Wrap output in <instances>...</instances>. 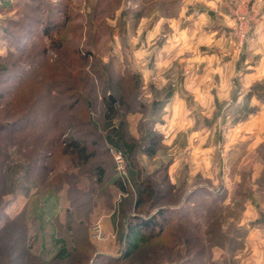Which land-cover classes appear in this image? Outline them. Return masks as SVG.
<instances>
[{
  "label": "rangeland",
  "instance_id": "374dc122",
  "mask_svg": "<svg viewBox=\"0 0 264 264\" xmlns=\"http://www.w3.org/2000/svg\"><path fill=\"white\" fill-rule=\"evenodd\" d=\"M61 1L65 2L35 0L38 11L23 3L27 0H0V123L31 117L20 125L24 127L20 132L0 133V203L6 207L0 214V264H112L105 258L121 257L123 231L133 212L129 209L122 214L121 203L136 189L130 174H119L113 154L116 149L103 141L109 97L117 110L113 123L124 122L129 138L136 142L142 176L154 184L149 190L151 198L154 190L163 193L155 207L173 206L179 196L183 202L197 187L212 195L218 193L222 196L220 208L211 214H196L194 220L203 229L210 221L212 226L221 224L222 230L230 228L217 237L218 247L211 245L214 264H257L254 246L261 244H254L249 234L264 228L250 225L264 220V72L251 83L239 78L241 72L254 69L249 66L260 58L262 44L254 45V38L264 27V0H249L243 39L235 11L241 0H217V10L210 0H187V13L203 9V17L193 11L175 28L159 29L154 37L148 31L157 15L168 7V14L178 17L182 0H66L69 9L61 4L58 8L69 12L79 62L73 60L65 71L53 66L57 52L50 45L51 36L41 31L49 20L46 13L54 14V23L61 20L55 9V3ZM220 9L229 24L225 23L223 34L215 39L210 29L226 20ZM23 13L42 20L31 23L32 38L20 44L10 42L8 38L16 36L17 30L14 18ZM52 27L55 35L57 25ZM200 33L201 37L195 35ZM88 50L92 55L83 57ZM243 55L246 62L239 64ZM57 67L52 82L42 85L33 78L38 96L59 94L52 104L37 101L23 112L5 107L9 95L32 70L49 73ZM59 106L63 109L58 117L40 124L44 113L58 112ZM78 130L93 131L96 139L95 144L88 139L87 150L94 155L83 165L64 143ZM151 136L159 148L147 155L144 148ZM99 165L105 169L101 181L95 170ZM85 189L93 193L85 194ZM250 204L256 208L248 213ZM78 221L84 226L78 231L81 234L75 231ZM98 226L101 239L95 237ZM237 226L245 227L246 232L232 241ZM78 234L80 239L75 241L73 235ZM203 240L204 248L212 250L207 237ZM64 245L68 258H55ZM152 250L154 260L152 255L144 256L137 264H175L161 247Z\"/></svg>",
  "mask_w": 264,
  "mask_h": 264
},
{
  "label": "trees",
  "instance_id": "16d2710c",
  "mask_svg": "<svg viewBox=\"0 0 264 264\" xmlns=\"http://www.w3.org/2000/svg\"><path fill=\"white\" fill-rule=\"evenodd\" d=\"M27 1L29 2H23L26 3V6L30 7L32 10L37 9L39 11V8H37V6L35 5V0ZM60 4L63 5V7L69 9L68 1L66 0L65 2L61 1L59 3H55V9L57 11L56 13L58 17L61 16V20L58 19V21L54 23L51 21V19H56L54 14L46 13L48 15L46 18H49V20L45 22V27L41 31L44 35L51 36L50 45L54 47L58 55L56 64L52 65L60 67L62 66L64 67L62 69L65 71V68H70L73 60L77 61V63L79 62V59L77 57V53L79 50L72 37L74 28L69 19V12L64 8L59 9L58 6H60ZM38 20H42V18L38 17V19H34L33 14L25 13H23L20 18H14L16 26L13 27L14 29H17L15 31L16 36L14 35L13 37L8 38V40L10 42L15 41L17 44H20L24 40L27 41V39L32 38L33 35L31 33L34 27L31 23L40 22ZM50 22L52 23V26H54V24L57 25L55 35H52L54 28L51 26ZM41 31L39 36H41ZM34 36L38 37L37 34H35ZM35 41L33 44H36ZM17 54L20 55L21 53ZM91 55L92 52L88 50V52L85 53L83 57L88 58ZM52 65L49 64V66ZM57 70L58 67L54 69L53 72H41L37 74L35 73V69L32 70L33 72H30L28 79L21 81L14 94L9 95L8 99L6 100L7 103L5 104V107H8L12 112H23L26 108L31 107L37 101L39 104L45 106L48 104H52L51 100L56 98V96L59 94L46 93L38 96L39 94H36V87L34 86L35 83H33V78H37V80L42 85H44L46 82L53 81V79L55 78L54 76L59 71ZM50 74H52V77L49 76ZM32 88L34 89L31 90ZM69 89L67 88L68 92L71 91V88ZM1 95L2 94H0V96ZM62 109L63 106H59L57 108L58 112L54 110L50 113H44V115L41 114L42 118L40 119V124H42L43 120L51 121L55 117H58ZM116 115L117 110L115 102H113L112 98L109 97V100L107 99L103 115V127L106 133L103 137V141H106L108 145L112 146L116 150H121V152L125 154L129 168L128 174H130V178L135 184L136 193H133L132 190L129 194L131 196L128 198H123L121 203L122 214L128 212L129 209L133 210V212L127 216L126 227L123 231L124 234L122 235V239H124L125 242L124 252L122 253L120 258L106 257L105 259L108 260V262L111 261L112 264H117L119 260H129L130 263L137 264L144 256L150 257L152 255V260H154V251L152 249L161 247L164 251L163 254L168 257L170 262L175 264H214V251L211 245H215L218 247L219 245L217 237L220 236V233L230 230V228H228L227 230H222L223 228L221 224H219L218 226L217 224H214V226H212L213 224H211L212 222L210 221L209 226L203 229L201 227L200 221L199 224H196L197 222L194 223V220L198 215H200L199 213L211 214L215 210L219 209V202L221 201L222 196L218 193L212 195L213 193L208 189L197 187L187 193L183 202H181V198H179V196L178 200L174 202L175 204L173 206L166 204L155 207L158 202L163 199V193L159 191L156 192L154 190V194L151 198L149 190L151 191L152 189H154V184L151 183L149 178L142 176L135 156V150L137 148L136 142L132 141V139L129 138V134L125 129V124L123 121L119 122L118 124L113 123ZM30 118V116H26L15 120H5V122L0 123V133H7L10 131V135H13V133L15 134L16 132H20L22 129H24V127L20 125H22L23 122L29 121ZM64 133L65 132H63V134ZM36 137H38V135H36L35 138ZM88 139H91L92 144L96 143V139L93 136V131L88 132L87 130H78L75 131L74 134L68 136L67 141H64L65 145H67L66 147L68 151L73 153L81 161L82 165L88 163L94 155L93 152L87 150V145L90 143ZM147 143L148 144H146L144 152L147 155H153L159 148L158 141L154 138V136H151L148 138ZM95 170L98 171V181H101L104 177L103 175L105 174L104 166L99 165ZM262 180L264 182V178ZM119 185L124 188L123 181L120 180ZM83 192L85 194L93 193L92 190L88 191V189H85ZM206 195L208 196V198L204 197ZM197 200L203 201L196 202ZM192 202H194V204H191ZM5 210L6 207L2 206L0 203V214L5 213ZM216 215L217 212L214 214V216ZM212 216L213 215H210L209 217L212 218ZM75 223H78L77 227H75L76 232L84 228L80 221ZM250 225L259 227L263 226L264 220H254ZM241 232H246L245 227L237 226V228L232 232L230 236L231 239L234 238L235 235H240L239 237H242ZM78 233L81 234L82 231ZM203 235L207 237L206 242L210 245L208 246V248L212 250H206L204 248L202 243L204 242ZM73 239L75 241L76 239L79 240L80 235H73ZM221 239L230 241V238H226L223 235H221ZM233 240L234 239H232V241ZM66 248L67 247L65 245L59 248L58 252L55 255V258H68L66 256H68L69 250H67ZM70 250L77 254V251L73 247L70 248ZM78 253L80 255L82 254V251L78 250ZM206 256L210 257L209 259H207L208 262L204 261V259L206 260ZM86 258H88L87 255L83 260H86Z\"/></svg>",
  "mask_w": 264,
  "mask_h": 264
},
{
  "label": "crops",
  "instance_id": "0c3cea01",
  "mask_svg": "<svg viewBox=\"0 0 264 264\" xmlns=\"http://www.w3.org/2000/svg\"><path fill=\"white\" fill-rule=\"evenodd\" d=\"M210 2L212 3V5H210V6L213 7V10H217L218 9L217 0H210ZM187 3H188L187 0L181 1V4H183V5L181 6V8H179L178 17H171L170 14H168L170 12H167V11H169L168 7L164 8L163 12L161 14H158L156 19L154 18L155 20L152 23L151 29H149V31H148V36L154 37L156 35V33L159 31V29H164V30L170 29V26H173L175 28L176 23H179L180 20H182V17H184V16L190 17L194 10L189 11L187 13V9H188ZM203 11L204 10L202 9L201 11H194V13L197 14V12H198V17H203V14H204ZM219 13L222 14L226 20H225V22L222 21L224 23V25L218 23L217 26H214L210 29L213 32L210 35H214L215 39L217 38L216 36L218 33L223 34L222 32H223V27H225V23H226V25L229 24V18L226 16V14L221 13V9H220ZM263 17H264V14H263ZM230 23H231L230 25L233 24L232 19H230ZM255 34H256V36L254 38V45L258 46L259 44H262V45H260V50H258L259 52H261L260 58L258 59V62L256 64H254L253 66H249V67H252L254 69H248L246 71H243L244 73L241 72V78H239V79L242 80V83H248V82L251 83V82L259 79L262 76L261 73L264 72V27H262L260 30L256 31ZM195 35H198L199 37H201L202 33L195 34ZM210 37L212 38V36H210ZM211 38H209V39H211ZM255 42H256V44H255ZM240 61L246 62L244 55L242 56V58L240 60H238L239 64H240ZM238 62L235 63V65H234L235 67H236V64ZM158 69H159V67L157 68V70ZM254 93H256V92H254ZM261 207H262L261 209L264 210V204ZM255 208L256 207L254 205H251V204L249 206H247L248 213H250V211H252ZM249 236H250V238L253 239L254 244L256 242L261 244L258 247L255 245L254 251H257V253H258V263L257 264H264V246L262 247V245H264V228H257L256 230L252 231L249 234Z\"/></svg>",
  "mask_w": 264,
  "mask_h": 264
},
{
  "label": "built area",
  "instance_id": "2783aa9c",
  "mask_svg": "<svg viewBox=\"0 0 264 264\" xmlns=\"http://www.w3.org/2000/svg\"><path fill=\"white\" fill-rule=\"evenodd\" d=\"M249 0H241L238 5H235V11L237 13V18L240 25V38L243 39L246 36L245 27L247 26L248 19H247V6L249 4ZM114 159L117 164V170L121 176H127L128 170L127 166L125 165V158L121 151H116L113 149ZM95 237L98 239L102 238V231L100 226L96 228Z\"/></svg>",
  "mask_w": 264,
  "mask_h": 264
},
{
  "label": "water",
  "instance_id": "95a60500",
  "mask_svg": "<svg viewBox=\"0 0 264 264\" xmlns=\"http://www.w3.org/2000/svg\"><path fill=\"white\" fill-rule=\"evenodd\" d=\"M112 98V97H111ZM113 99V98H112Z\"/></svg>",
  "mask_w": 264,
  "mask_h": 264
}]
</instances>
